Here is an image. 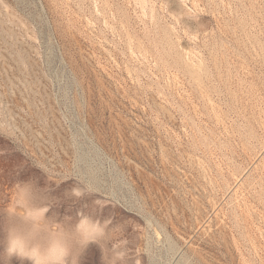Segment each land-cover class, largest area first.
Returning a JSON list of instances; mask_svg holds the SVG:
<instances>
[{"label": "rangeland", "instance_id": "1", "mask_svg": "<svg viewBox=\"0 0 264 264\" xmlns=\"http://www.w3.org/2000/svg\"><path fill=\"white\" fill-rule=\"evenodd\" d=\"M263 165L264 0H0L1 264L22 184L78 264H264Z\"/></svg>", "mask_w": 264, "mask_h": 264}, {"label": "clouds", "instance_id": "2", "mask_svg": "<svg viewBox=\"0 0 264 264\" xmlns=\"http://www.w3.org/2000/svg\"><path fill=\"white\" fill-rule=\"evenodd\" d=\"M26 183V182H25ZM82 188L73 187L71 195L76 199L85 196ZM93 203L103 209L106 205L101 200ZM13 215L18 224L9 226L5 234L4 252L9 259L27 261L28 264H78L73 256V245L87 247L97 243L108 234L112 227V218L100 219L78 211L77 219L67 230L59 222H48L45 206H35L30 201L28 189L18 185L14 194ZM127 247V238L116 239L111 244L116 260H123Z\"/></svg>", "mask_w": 264, "mask_h": 264}, {"label": "bare ground", "instance_id": "3", "mask_svg": "<svg viewBox=\"0 0 264 264\" xmlns=\"http://www.w3.org/2000/svg\"><path fill=\"white\" fill-rule=\"evenodd\" d=\"M159 28V27H158ZM160 29V28H159ZM170 42H171V40H170ZM161 44V43H160ZM171 47H172V45H171ZM168 49V48H167ZM182 58V57H181ZM187 61V60H186ZM196 67V66H195ZM194 67V68H195ZM192 69V68H191ZM199 69V68H198ZM191 71V70H190ZM197 71V70H196ZM201 72H202V70H201ZM200 73V72H199ZM200 75V74H199ZM202 76V75H201ZM193 78V77H192ZM199 78V77H198ZM231 78V77H230ZM227 81V80H226ZM199 82V81H198ZM204 82V81H203ZM229 82V81H228ZM197 83V82H196ZM205 83V82H204ZM181 84V83H180ZM179 84V85H180ZM229 84V83H228ZM198 86V85H197ZM206 87V86H205ZM201 88V87H200ZM184 89V88H183ZM202 89V88H201ZM204 89V88H203ZM205 92V91H204ZM188 93V92H187ZM202 95V94H201ZM207 97H208V95H207ZM201 98V97H200ZM197 100H198V98H197ZM209 100H212V99H209ZM214 103V102H213ZM261 108V107H260ZM245 109V108H244ZM217 110V109H216ZM252 113V112H251ZM241 114V113H240ZM253 115V114H252ZM216 116V115H215ZM219 116V115H218ZM217 116V117H218ZM244 116V115H243ZM258 116V115H257ZM242 117V116H241ZM246 118V117H245ZM252 118V117H251ZM217 119V118H216ZM222 119V118H221ZM217 121V120H216ZM222 122V121H221ZM196 124V123H195ZM199 128V127H198ZM227 129V128H226ZM251 129V128H250ZM256 129V128H255ZM230 132V131H229ZM228 132V133H229ZM239 133V132H238ZM203 134V133H202ZM211 134V133H210ZM252 134V133H251ZM231 135V134H230ZM195 136V135H194ZM256 136V135H255ZM229 137V136H228ZM238 138V137H237ZM206 140H207V138H206ZM243 140V139H242ZM252 141V140H251ZM229 142V141H228ZM238 143V142H237ZM249 144V143H248ZM246 145V144H245ZM222 147V146H221ZM228 148V147H227ZM219 149V148H218ZM210 150V149H209ZM234 151V150H233ZM251 153V152H250ZM222 154V153H221ZM217 158V157H216ZM231 159V158H230ZM235 159V158H234ZM238 160V159H237ZM193 162V161H192ZM219 162V161H218ZM225 162V161H224ZM5 163V162H4ZM14 163V162H13ZM221 163V162H220ZM237 164V163H236ZM10 165V164H9ZM228 165V164H227ZM240 165V164H239ZM264 166V165H263ZM69 167V166H68ZM210 167V166H209ZM201 168V167H200ZM231 168V167H230ZM3 169H4V167H3ZM10 169V168H9ZM199 169V168H198ZM262 169V168H261ZM4 171V170H3ZM221 171V170H220ZM205 172V171H204ZM264 172V171H263ZM262 172V173H263ZM231 173H232V171H231ZM214 174V173H213ZM233 174V173H232ZM202 175V174H201ZM8 176V175H7ZM6 177V176H5ZM59 177V176H58ZM206 178V177H205ZM209 179V178H208ZM237 179H239V178H237ZM11 180H13V179H11ZM222 180V179H221ZM39 181V180H38ZM76 181V180H75ZM209 181V180H208ZM228 181V180H227ZM231 181V180H230ZM239 181V180H238ZM254 181V180H253ZM79 182V181H78ZM61 183V182H60ZM72 183V182H71ZM87 183V182H86ZM227 183V182H226ZM232 183V182H231ZM242 183V182H241ZM49 184V183H48ZM85 184V183H84ZM234 184V183H233ZM88 185H90V184H88ZM72 186V185H71ZM75 186V185H74ZM210 186V185H209ZM229 186V185H228ZM239 186H241V185H239ZM64 187V186H63ZM89 187V186H88ZM79 188V187H78ZM82 188V187H81ZM10 189V188H9ZM69 189H70V187H69ZM85 189V188H84ZM229 189V188H228ZM259 189V188H258ZM235 190V189H234ZM90 191V190H89ZM64 192V191H63ZM62 192V193H63ZM87 193H88V190L86 191ZM43 193V192H42ZM44 193H46V192H44ZM51 193V192H50ZM99 193V192H98ZM210 193V192H209ZM9 194V193H8ZM48 194V193H47ZM89 194V193H88ZM90 194H92V193H90ZM42 195V194H41ZM44 195V194H43ZM87 195V194H86ZM85 195V196H86ZM208 195V194H207ZM210 195V194H209ZM9 196H11V195H9ZM59 196V195H58ZM84 196V197H85ZM244 196V195H243ZM246 196V195H245ZM31 197V196H30ZM56 197V196H55ZM64 197V196H63ZM93 197H94V194H93ZM213 197V196H212ZM254 197V196H253ZM31 198H33V197H31ZM54 198V197H53ZM92 198V197H91ZM90 198V199H91ZM46 199H48V197L46 198ZM50 199V198H49ZM48 199V200H49ZM238 199V198H237ZM255 199V198H254ZM1 200V199H0ZM41 200V199H40ZM54 200H55V198H54ZM76 200V199H75ZM107 200V199H106ZM105 200V201H106ZM213 200V199H212ZM229 200H230V198H229ZM36 201V200H35ZM42 201V200H41ZM102 201V200H101ZM43 202H44V199H43ZM45 202H46V200H45ZM55 202V201H54ZM79 202V201H78ZM110 202V201H109ZM197 202V201H196ZM253 202V201H252ZM47 203V202H46ZM81 203V202H80ZM90 203V202H89ZM104 203H106V202H104ZM246 203V202H245ZM244 204V203H243ZM6 205V204H5ZM48 205H50V204H48ZM79 205V204H78ZM252 205V204H251ZM2 206V205H1ZM10 206V205H9ZM214 206V205H213ZM244 206V205H243ZM3 207V206H2ZM7 207V206H6ZM12 207V206H11ZM53 207H54V205H53ZM73 207V206H72ZM80 207V206H79ZM249 207V206H248ZM251 207V206H250ZM50 208V207H49ZM65 208V207H64ZM73 208H75V207H73ZM105 208V207H104ZM242 208V207H241ZM246 208V207H245ZM96 209V208H95ZM112 209V208H111ZM243 209V208H242ZM255 209V208H254ZM54 210H57V208L56 209H54ZM71 210V209H70ZM259 210V209H258ZM74 211V210H73ZM80 211H81V209H80ZM96 211V210H95ZM100 211H101V209H100ZM119 211V210H118ZM236 211V210H235ZM245 211V210H244ZM72 212V211H71ZM86 212V211H85ZM103 212V211H102ZM77 213V212H76ZM75 213V214H76ZM95 213V212H94ZM239 213H241V212H239ZM256 213V212H255ZM62 214V213H61ZM71 214V213H70ZM74 214V215H75ZM96 214V213H95ZM109 214V213H108ZM111 214V213H110ZM242 214V213H241ZM245 214H246V212H245ZM77 215V214H76ZM75 215V216H76ZM103 215V214H102ZM127 216V215H126ZM230 216V215H229ZM253 216V215H252ZM239 217V216H238ZM245 217V216H244ZM250 217V216H249ZM95 218H96V216H95ZM100 218V217H99ZM237 218V217H236ZM128 219V218H127ZM246 219V218H245ZM260 220V219H259ZM251 221V220H250ZM242 222V221H241ZM113 223V222H112ZM245 223H246V221H245ZM245 229V228H244ZM1 230V229H0ZM112 230H114V229H112ZM242 230V229H241ZM110 231V230H109ZM114 234V233H113ZM246 234V233H245ZM250 234V233H249ZM108 235V234H107ZM248 235V234H247ZM251 235V234H250ZM249 236V235H248ZM108 237V236H107ZM122 237V236H121ZM107 243H108V241H107ZM110 244V243H109ZM76 248H77V250L78 249H80V246L79 245H76ZM97 249V248H96ZM137 251H138V249H136ZM136 251V252H137ZM86 252H87V250H86ZM95 252V251H94ZM98 252V251H97ZM100 253V252H99ZM111 255V254H110ZM138 255V254H137ZM91 256V255H90ZM98 256V255H97ZM140 257V256H139ZM137 258V257H136ZM87 259V258H86ZM11 260V259H10ZM96 260V259H95ZM105 260V259H104ZM110 260H112V259H110ZM137 261H138V259H136ZM108 261V260H107ZM140 261V260H139ZM17 262V261H16ZM100 262V261H99ZM112 262H113V260H112ZM92 263V262H91ZM114 263H116V262H114ZM131 263V262H130ZM1 264V263H0ZM28 264V263H27ZM84 264V263H83ZM100 264V263H99ZM110 264V263H109Z\"/></svg>", "mask_w": 264, "mask_h": 264}]
</instances>
